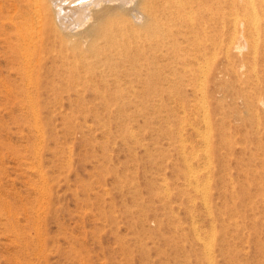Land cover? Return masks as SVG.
<instances>
[{
  "label": "rangeland",
  "instance_id": "1",
  "mask_svg": "<svg viewBox=\"0 0 264 264\" xmlns=\"http://www.w3.org/2000/svg\"><path fill=\"white\" fill-rule=\"evenodd\" d=\"M231 2L230 57L205 93L89 82L28 96L2 85L17 74L0 32V264H264V9Z\"/></svg>",
  "mask_w": 264,
  "mask_h": 264
},
{
  "label": "bare ground",
  "instance_id": "2",
  "mask_svg": "<svg viewBox=\"0 0 264 264\" xmlns=\"http://www.w3.org/2000/svg\"><path fill=\"white\" fill-rule=\"evenodd\" d=\"M260 1L264 9V0ZM231 4V0H2L0 32L7 42L8 66L17 74L13 82L2 85L28 96L34 91L71 90L89 82L114 92L189 88L205 93L222 72L215 66L217 57H230ZM258 15L254 24L260 22ZM212 111L205 105L203 116L207 122L211 118L214 127ZM178 136L185 184L199 188L196 165L202 161L196 148L185 144L182 131ZM203 136L214 155L215 135Z\"/></svg>",
  "mask_w": 264,
  "mask_h": 264
}]
</instances>
